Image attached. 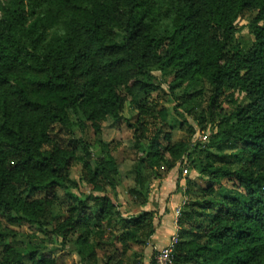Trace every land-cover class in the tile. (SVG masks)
Returning a JSON list of instances; mask_svg holds the SVG:
<instances>
[{
  "label": "trees",
  "instance_id": "1",
  "mask_svg": "<svg viewBox=\"0 0 264 264\" xmlns=\"http://www.w3.org/2000/svg\"><path fill=\"white\" fill-rule=\"evenodd\" d=\"M247 14L253 39L242 42L236 23ZM153 68L169 92L154 82ZM162 93L176 102V125ZM128 103L135 115H125ZM184 114L201 130L211 123L209 143L174 140L176 126L197 132ZM108 119L133 130L137 205L148 202L151 179L184 159L208 178L178 220L174 264H264V0L2 4L0 216L50 227L75 246L81 264H98L100 251L105 264H129L133 257L120 256L133 245L143 256L156 232L154 211L124 216L109 197L117 172L111 151L94 166L91 145L75 133L101 134ZM229 145L236 149L226 153ZM80 149L88 192L62 209L57 191L70 188ZM6 237L0 227V264H58Z\"/></svg>",
  "mask_w": 264,
  "mask_h": 264
},
{
  "label": "rangeland",
  "instance_id": "2",
  "mask_svg": "<svg viewBox=\"0 0 264 264\" xmlns=\"http://www.w3.org/2000/svg\"><path fill=\"white\" fill-rule=\"evenodd\" d=\"M8 1L9 0H0V6L6 4ZM249 20L250 17L247 14L245 17H241L236 23L238 28L237 37L242 42H250L253 39V36L250 34ZM152 75L155 79L154 82L161 84L163 89L166 92H169L168 86L164 82L165 77L162 76L161 70L153 68ZM243 96L244 94L241 93L236 94V97H239V99H243ZM160 104L161 106L163 105L170 109V122L171 124L176 125L177 122L175 121V118L180 117L174 113V108L176 107L175 100H172L169 94L162 93ZM224 109L230 111L232 108L230 105L224 104ZM180 112L183 113V110L181 109ZM132 113L135 115L136 111L132 110V107L128 103L125 115L130 116ZM184 117H186L189 124H191L197 132L194 137H190V134L185 130V127L182 130L176 126L174 140L188 139L195 143L197 141L209 143V136L212 133L211 123L208 124L206 130H201L190 116L184 114ZM75 133L77 137L86 140V142L91 145V151L93 153L91 163L94 166H96L97 158L109 159L106 152L111 151L113 158L116 160L117 172L116 174L111 172V174H113L114 186H108L109 197L118 206L122 215L128 216L139 214L143 211L155 212L154 227L156 232L148 241L144 250V255L141 256L142 252H140V248L137 245H133V251L139 252L137 253L138 257L136 255L133 256V251L120 256L125 259V262L128 261L129 257H133V260L130 258L129 264H137L135 259H142V264H151L153 255L156 251L158 252L160 250L155 241V235L158 234V238L161 236L165 237L164 242H166L167 245L170 244L174 235L179 236L178 225H176V211L181 209L182 215L184 206L191 198H194L195 195L198 194V189L200 187L206 186L208 178L204 176L198 168L188 166L184 159V162H180L175 168L168 171L166 174H163L162 177L151 179L147 184L148 202L145 205H137L130 196L131 189L136 183L135 164L138 154L133 130L128 128L125 122H115L112 119H108L104 124L103 132L101 134H95L90 127L82 131H80L79 128H75ZM204 135L208 136L207 141L203 140ZM235 149L236 148L232 145H229L225 148V152L231 153ZM211 151L215 150L212 148ZM78 155L79 158L72 169L73 181L70 184V188H62L57 191L62 209H65L70 203L74 202L76 198H80L84 193L88 192L85 183L80 180L81 175L83 174L84 150L80 149ZM189 181L195 185L192 186L193 191L191 193H187ZM223 182L228 183L227 180H223ZM221 192L222 193H217V197L226 194L227 190H222ZM142 199L143 198H141V200ZM0 227L7 235L6 238L9 241L21 245H32L47 253L53 254L57 257L58 264H81L79 262V257L74 252L75 246L71 243L64 246L62 240L50 232V227L40 228L37 225L27 223L12 224L7 218L2 216H0ZM119 229L122 231L121 227ZM105 261H107L105 254L103 251H100L98 264H105ZM112 264H114V262Z\"/></svg>",
  "mask_w": 264,
  "mask_h": 264
},
{
  "label": "built area",
  "instance_id": "3",
  "mask_svg": "<svg viewBox=\"0 0 264 264\" xmlns=\"http://www.w3.org/2000/svg\"><path fill=\"white\" fill-rule=\"evenodd\" d=\"M207 139H208V136L204 135L203 140L207 141ZM180 217H181V209L176 211V225ZM178 239H179V236L174 235L171 239L170 244L163 247L157 252V254L155 255L156 264H174V247H175V244L178 242Z\"/></svg>",
  "mask_w": 264,
  "mask_h": 264
},
{
  "label": "crops",
  "instance_id": "4",
  "mask_svg": "<svg viewBox=\"0 0 264 264\" xmlns=\"http://www.w3.org/2000/svg\"><path fill=\"white\" fill-rule=\"evenodd\" d=\"M158 235V234H157ZM157 235H155V241L157 242V245L159 246V248L161 249L163 246H166L167 245V243L166 242H164L165 241V237H163V236H161V237H157ZM162 235V234H161ZM163 237V238H162ZM154 241V242H155ZM162 243H164V244H162Z\"/></svg>",
  "mask_w": 264,
  "mask_h": 264
}]
</instances>
